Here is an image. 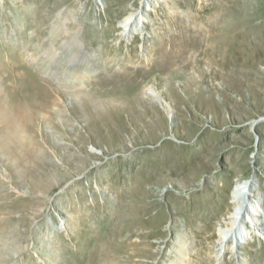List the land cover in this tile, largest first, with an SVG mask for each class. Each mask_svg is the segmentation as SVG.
I'll return each instance as SVG.
<instances>
[{
	"label": "rangeland",
	"instance_id": "obj_1",
	"mask_svg": "<svg viewBox=\"0 0 264 264\" xmlns=\"http://www.w3.org/2000/svg\"><path fill=\"white\" fill-rule=\"evenodd\" d=\"M140 1L0 0V101L31 126L21 148L0 143V264H264V0H143L121 38ZM180 20L194 36L171 64ZM232 24L233 60L202 56ZM220 177L251 179L260 215L216 252L230 207L199 233L184 205Z\"/></svg>",
	"mask_w": 264,
	"mask_h": 264
},
{
	"label": "bare ground",
	"instance_id": "obj_2",
	"mask_svg": "<svg viewBox=\"0 0 264 264\" xmlns=\"http://www.w3.org/2000/svg\"><path fill=\"white\" fill-rule=\"evenodd\" d=\"M144 8H145L144 1L141 0L139 5H138L137 10L130 11L119 22L118 28L121 29V34L119 35V36H121V38L125 37L126 32L130 31L131 25L136 21V18H137L136 15L142 14V10H144ZM229 10H227V11H229ZM230 21H232V20L230 19ZM232 22H234V20ZM177 24L179 26V31H178L179 33L177 35L175 34L176 36H175V38H173V43H175V46H173L172 49L169 50L167 53H165L162 49V53H161V55H164V56L167 55L169 57L171 64L173 62H176L177 60H179V58H184L185 46H183L182 43H190L189 42L190 38H187V37L192 35V33L190 34V32H191L190 28H192V26L190 27L187 22L180 20L177 22ZM217 24H219V23H217ZM210 26H212V25H210ZM196 27H197V25H196ZM213 27H215V26H213ZM209 29H210V27H209ZM195 32H197V31H195ZM200 34H201V32H200ZM235 34H236V30H235V27L233 26V24L228 25L226 27L219 25L218 27H216V32L214 31L212 34L208 35L207 39H208L209 43H207V45L205 47H203L202 50L200 49V54L202 56H204V55L210 56L211 62H214V63L219 62V60H220L219 56L221 54L225 55V53L228 55V58L230 60L231 59L233 60L234 49H232L231 46H232V43H236V41H237ZM196 35H198V33ZM192 36H194V35H192ZM201 38H202V36H201ZM201 38H200V41H201ZM224 39H225V41H223ZM191 41H192V39H191ZM211 42H214V43H211ZM242 42L246 43V38H242ZM220 43H226V44H224L225 46H223V44H220ZM223 55H222V57H223ZM206 59H207V57H206ZM186 61H187L186 64H188L189 59H187ZM127 71H128V68H127V70H125L124 74L127 73ZM1 90L2 89H1V85H0V97L3 93V92H1ZM151 95H153V93ZM32 103L35 105H38V103L34 100L32 101ZM40 104H42V103L40 102ZM0 116L3 117V122H4V124H2L3 126L0 127V143H1V145L6 150H8L7 148H10V151H11V148H13V149L21 148L23 146V142L26 140V138L29 135L28 132H31V129H30L31 126L26 121V119L29 116L28 110L26 111V108L24 107V105H22L21 102L13 103V105L10 107V109H7L6 105L4 104V101L1 100L0 101ZM1 123H2V121H1ZM255 123H257V122H254V124ZM186 174L188 175V179H187L188 184H191L192 182L198 180L199 174L197 172L192 173L191 168L186 169ZM28 177L32 183H36V185H38V187H40L41 189H44V190L48 189L52 183V181H50L49 178L45 179L42 182L40 180V177H42V175L37 176L34 174V172H31V171L29 172ZM208 181L209 180H204V186L202 187L201 190L192 191L187 196L188 201L184 205V210H185L184 214L185 215L187 214L186 216L188 217L189 225L196 222L197 227H198V232L199 233H201V232L205 233V231L210 227V224L219 219V217L223 213L222 209L225 206L230 207L229 210L225 214V218L228 221L229 226L228 227L216 226L218 242L216 243L217 248H213V250L217 252L219 249H221L223 247V244L225 245L228 242L227 239L231 238L232 236H234L236 238L235 232H237V230H236L235 226L238 222H240L241 224L247 223V219L245 216L246 212H248V214L251 215V218L255 217L257 215H260V213L258 212V209L255 207L256 206L255 203L258 202L257 201L258 199H257L256 195L253 193V190H252L253 186H252V180L251 179H248L243 183H239L237 181L238 183L236 182L234 187L229 186L230 182H228V181L225 182L226 184H224L225 180L223 179V177H220L219 180L213 179V180H210L209 182ZM150 182L152 183L153 181H150ZM33 188L34 187H32V189ZM226 188H229V189H227L228 190L227 192L225 191ZM151 189H154V188H146V187L143 188L141 190V193L139 194V199L146 198V195L150 191H152ZM33 190L35 192L38 191L35 188ZM250 200L253 201V207H254L253 212H251L250 209L248 210V208H247V202ZM32 203H33L32 205L41 204V202H39V201L36 203L35 200ZM153 204H154V201H149V202H146L143 204V206L148 207V208L144 209L145 210L144 215L145 216L148 215V217L145 218L146 220L151 219V215H149L150 214L149 211H150L151 207L153 206ZM140 205H142V204L137 203V204H135V206L131 205V208L141 209ZM6 209H7V207L5 209L0 208V212H7ZM256 211L258 212L257 214H256ZM35 212H39V209H37ZM252 220L254 221L255 219L253 218ZM255 221H258V219ZM177 224H178V221L175 220V224H174L175 228H177ZM261 224H262V222H261ZM257 225H260V223L255 224V226H257ZM131 231L132 230H129L128 232L131 233Z\"/></svg>",
	"mask_w": 264,
	"mask_h": 264
}]
</instances>
